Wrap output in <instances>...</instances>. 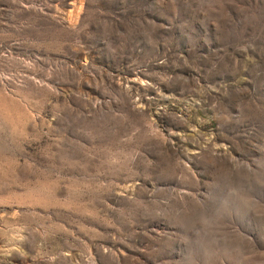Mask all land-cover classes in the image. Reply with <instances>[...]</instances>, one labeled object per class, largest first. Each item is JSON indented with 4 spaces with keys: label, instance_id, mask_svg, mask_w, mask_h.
Wrapping results in <instances>:
<instances>
[{
    "label": "rangeland",
    "instance_id": "1",
    "mask_svg": "<svg viewBox=\"0 0 264 264\" xmlns=\"http://www.w3.org/2000/svg\"><path fill=\"white\" fill-rule=\"evenodd\" d=\"M0 264H264V0H0Z\"/></svg>",
    "mask_w": 264,
    "mask_h": 264
}]
</instances>
